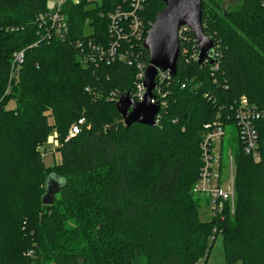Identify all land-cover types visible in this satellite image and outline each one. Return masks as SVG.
Here are the masks:
<instances>
[{
  "label": "trees",
  "instance_id": "obj_1",
  "mask_svg": "<svg viewBox=\"0 0 264 264\" xmlns=\"http://www.w3.org/2000/svg\"><path fill=\"white\" fill-rule=\"evenodd\" d=\"M47 1L0 0V174L19 168L28 187L43 175V194L50 174L64 183L51 204H42L41 195L38 215L21 197L9 196V208L0 207V264H199L218 235L226 264H264V120L254 122L258 161L237 135L232 213L226 207L201 221L198 209L207 198L191 191L202 165L204 124L221 119L235 125L242 95L264 104V0H242L230 12L218 0H202L212 58L192 59L195 36L183 29L177 72L158 96V124L129 128L110 93L133 88L135 60L149 61L142 39L129 34L128 20L122 22L126 38L119 50L132 63L97 66L81 64L75 40L110 44L108 16L130 9L131 0H67V38L33 45L39 41L36 18L49 9ZM163 8L162 0H143L139 18L153 23ZM19 50L23 61L10 79L12 54ZM9 100L15 108L8 109ZM79 117L86 124L68 137ZM53 129L60 160L45 168L39 146ZM142 173L153 174L152 181L138 183Z\"/></svg>",
  "mask_w": 264,
  "mask_h": 264
},
{
  "label": "built area",
  "instance_id": "obj_2",
  "mask_svg": "<svg viewBox=\"0 0 264 264\" xmlns=\"http://www.w3.org/2000/svg\"><path fill=\"white\" fill-rule=\"evenodd\" d=\"M67 0H56L54 5L49 7L43 13L36 18L37 26H39V41H50L56 39L65 40L68 34V25L66 23V17L62 11V8ZM77 3L79 0H71ZM143 0H131L128 10L118 9L108 16L109 25L108 32L112 41L108 45H96L91 39L82 37L75 40V45L78 48V55L82 65L92 64L97 66L100 62L107 64L112 63L115 60L127 61L131 64L132 61L127 58V55L119 50L122 39H125L123 23L128 20L129 34L135 37L137 40L146 38L148 30L153 23L145 24L141 18H139V11L142 9ZM183 27L179 33V44ZM90 33V32H89ZM145 33V34H144ZM86 34V33H84ZM88 34V33H87ZM144 34V35H143ZM196 47V41H195ZM197 48V47H196ZM198 48L194 52L192 59L198 61ZM127 53V52H126ZM14 59L11 64L10 79L18 73V66L23 61V51H16L13 53ZM137 65V73L135 74V81L133 88L129 93L130 97L135 102H142L145 96L146 88L143 84V76L147 63L139 62L135 60ZM217 66V65H213ZM175 76V75H174ZM171 75L167 71L158 72L156 75V86L152 90L153 97L151 103H159L160 110L162 109L163 101L159 95H165L162 92V86L167 84ZM89 90V87L86 88ZM127 93V94H128ZM110 100L115 101L119 99L122 93L118 89H114L110 93ZM114 102V103H115ZM235 106L233 111V117L235 118V125L241 141L244 151L251 154L253 160L258 161V131L254 126V122L257 120H264V104L251 103L245 95L240 97V100ZM160 110L156 115L155 121L158 124L160 116ZM85 118L79 117L69 129L68 137H73L78 133L83 125H85ZM226 124L221 119H216L213 122L204 124L201 131V140L199 142L200 148V162L202 165L198 173V179L193 185L191 191L193 194L199 196H205L207 198V205L210 209V216L216 217L228 207V210L232 213L234 209L235 189H234V168L235 163L233 161V152L230 151L227 154V165L223 161V147L222 141L225 136L224 129ZM54 138L52 142L55 146H59L56 139V133L53 134Z\"/></svg>",
  "mask_w": 264,
  "mask_h": 264
},
{
  "label": "water",
  "instance_id": "obj_3",
  "mask_svg": "<svg viewBox=\"0 0 264 264\" xmlns=\"http://www.w3.org/2000/svg\"><path fill=\"white\" fill-rule=\"evenodd\" d=\"M164 8L158 11L153 24L143 40V47L149 52L148 65L145 67L143 84L146 88L142 102H135L129 93L123 92L114 103L121 121L129 128L134 123L156 126L159 103H151L152 90L156 86L157 73L167 71L174 76L177 72V60L180 55L179 33L183 27L195 36L198 48V62L211 59L214 53L212 37L204 34L202 27V0H162ZM214 63L213 60L210 61ZM63 178L50 174L46 178V188L42 195V204H51L55 194L63 185Z\"/></svg>",
  "mask_w": 264,
  "mask_h": 264
},
{
  "label": "rangeland",
  "instance_id": "obj_4",
  "mask_svg": "<svg viewBox=\"0 0 264 264\" xmlns=\"http://www.w3.org/2000/svg\"><path fill=\"white\" fill-rule=\"evenodd\" d=\"M55 1L56 0H48L47 6L48 7L53 6ZM89 1H92L93 4L95 3L97 4L100 3L102 0H89ZM208 1L210 0H205V5H207ZM241 1L242 0H218V3L221 6L222 10L226 12H230L232 10L233 11L238 10ZM84 32L86 34L91 32V28L88 25H86L84 28ZM33 45H36V42ZM19 51H23V50H19ZM15 105L16 102L14 100H9L7 102L8 109L15 108ZM49 121L53 123V118L50 117ZM54 132L56 133V131L53 129L52 132L48 135L45 144L39 146V153H41L42 164L43 167L45 168L53 167L60 160L61 154L60 152H57L56 150L57 146H55L54 143L52 142L54 138L53 136ZM224 133L225 136L222 141V147H223V161L226 164L228 152L230 151V149L233 152V150L236 147L235 145L237 141L238 132L236 131L235 125L233 123H229V125H226L224 129ZM9 172L5 174L6 171H4L3 174H0V207L5 206L6 208H9V205L7 203V199L9 198V196H11L12 198L15 197L16 199L21 197L22 199H24L26 203L25 204L26 207H29V210L32 211L31 212L32 216L34 215V213L38 215V213H40L38 209L41 208L40 199L42 197L41 195L43 194V190L45 187V182L42 179L43 175L41 179L34 178L32 180L31 186L28 187V186H24L22 182L21 171L19 168L11 169ZM151 175L153 174L142 173L140 174V176H137L138 178L137 182L138 183L151 182L153 179ZM209 212L210 209L208 205L205 202H203L201 207H199L198 209L199 219L203 222L209 221L211 219ZM66 223L68 226L75 224L73 220H68ZM205 261L204 259L200 260L199 264H226V260L224 259V248L222 246L221 235H218V237L214 241L212 245V249ZM43 264H49V263L44 262Z\"/></svg>",
  "mask_w": 264,
  "mask_h": 264
}]
</instances>
